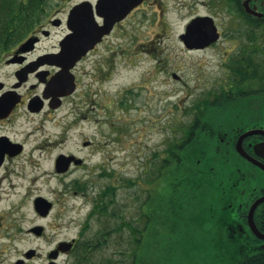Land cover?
<instances>
[{"label":"rangeland","instance_id":"obj_1","mask_svg":"<svg viewBox=\"0 0 264 264\" xmlns=\"http://www.w3.org/2000/svg\"><path fill=\"white\" fill-rule=\"evenodd\" d=\"M225 12L221 0H144L99 46L82 78L95 89L92 118L97 121H80L77 109L65 107L55 118L37 116L21 129L23 136L29 134L25 150L0 172L5 176L0 179V264H14L28 249L39 254L29 264H48V251L79 236L94 197L109 184L116 186L115 200L118 209L125 206L126 220L140 228L145 212L157 221L144 232L136 264H214L212 223L205 213L189 208L178 217L167 215L161 227L159 207L169 195L163 165L156 175L166 147L193 118L195 105L203 98L213 102L228 72L221 51H187L179 34L196 15L212 16L223 26ZM84 135L101 149L81 148ZM69 151L85 156L86 166L57 172L56 156ZM75 180L88 181L86 194L73 193ZM37 196L52 203L48 215L36 212ZM33 226H42V233L31 232ZM97 226L90 219L87 233ZM127 237L128 228L113 235L98 258L118 257L115 245ZM56 263L72 264L73 255L62 254Z\"/></svg>","mask_w":264,"mask_h":264},{"label":"flooded vegetation","instance_id":"obj_2","mask_svg":"<svg viewBox=\"0 0 264 264\" xmlns=\"http://www.w3.org/2000/svg\"><path fill=\"white\" fill-rule=\"evenodd\" d=\"M97 1L0 0V172L24 152L29 134L23 136L21 129L37 116L50 120L60 109L70 107L79 111L78 120L97 121L95 115L92 118L97 107L95 89H90V82L82 83V78L89 74L93 54L129 15L84 51L83 26L103 24ZM221 4L226 10L223 26L211 16L218 39L201 49L186 48L221 51L228 70L212 102L226 110L224 117L214 119L207 131L212 136L207 152L219 162L207 219L212 236L220 238L216 245L222 247L214 251L236 250L238 261L214 264H264V0H221ZM80 145L94 152L97 146L101 149V144L85 135ZM64 155L75 159L63 174L87 164L86 157L76 152ZM0 174V179L5 177ZM73 185L77 195L86 194L89 186L88 181L79 180ZM145 216L144 232L150 227V216ZM234 246L237 249H225ZM72 247L60 255L71 256ZM38 255L34 250L25 263Z\"/></svg>","mask_w":264,"mask_h":264},{"label":"trees","instance_id":"obj_3","mask_svg":"<svg viewBox=\"0 0 264 264\" xmlns=\"http://www.w3.org/2000/svg\"><path fill=\"white\" fill-rule=\"evenodd\" d=\"M121 105L125 104L121 103ZM211 106L215 105H212V102H209L207 98H203L200 103L195 105L196 111L193 118L185 122L181 134L174 141H170L166 147L163 162L159 160L158 175L156 176H159L161 172L159 170V168L162 169L160 165H163L166 170L165 181L169 192L165 207H159V211H162L160 215L161 227L166 222L167 215L168 217H178L177 215L189 208L192 212L205 213L207 218L210 216L208 210L209 195L211 187L217 181L215 172L219 162L216 159L217 157L210 156L209 152H207L212 145V136L208 135L207 131L209 127L214 125L213 120L222 118L223 111H226L216 107L211 108ZM217 113L222 114L215 116ZM212 117L214 118L213 120H211ZM84 190L85 188H83ZM115 190L116 186L109 184L94 197L92 207L71 249L73 264H129L130 255L135 257L136 251L142 246L145 236L144 224L139 228L134 226L130 220L125 219L122 213L125 206H123V209H118V204L115 200ZM145 202L146 200L143 204ZM154 212L157 216L158 212L156 210ZM143 213L145 214V212ZM152 217L156 218L155 215ZM92 218L96 220L98 226L94 231L87 233L89 222ZM108 221H113L114 223L111 225ZM170 222L174 223L173 221ZM144 223H148V218ZM149 223L156 226L157 221L151 222L149 217ZM125 228L129 230V237L121 240L118 244L116 243L113 251L118 253V257L98 258L99 255H103L106 251L103 248L109 247L113 235L120 234ZM170 229L174 230L173 227H170ZM154 231L158 230L154 229ZM211 238L216 246L215 249H222L220 243L219 247L216 245L220 238L212 235ZM225 249H237V247H227ZM213 255L216 262L238 261L236 258L238 252L236 250H229L226 254L214 251ZM240 260L244 261L245 259L241 258ZM136 263L137 260L134 258V262L130 264Z\"/></svg>","mask_w":264,"mask_h":264},{"label":"water","instance_id":"obj_4","mask_svg":"<svg viewBox=\"0 0 264 264\" xmlns=\"http://www.w3.org/2000/svg\"><path fill=\"white\" fill-rule=\"evenodd\" d=\"M143 1L144 0H98L95 7L97 13L103 17V24L95 27L89 22H86V25L83 26V30L87 33L86 36H81L80 38L83 41L81 46L84 47V51L91 48L103 35L110 31L116 22L123 20L133 8ZM218 37L219 34L216 30L214 20L209 15H197L192 17L185 25L184 31L179 34V39L188 49L203 48L217 40ZM71 159H75L74 156L64 154L58 155L56 159V171H65ZM75 162H80V159L75 160ZM51 207L52 203L42 196H37L34 199V208L41 216H46ZM42 230V226H33L30 228V231L36 235H40ZM72 242L73 239L71 241H59L56 247L48 252V258L50 259L48 264H56L55 260L58 258L59 253L69 251ZM33 253L34 249H28L24 252V257L30 258ZM14 264H25V262L23 258H18Z\"/></svg>","mask_w":264,"mask_h":264},{"label":"bare ground","instance_id":"obj_5","mask_svg":"<svg viewBox=\"0 0 264 264\" xmlns=\"http://www.w3.org/2000/svg\"><path fill=\"white\" fill-rule=\"evenodd\" d=\"M42 173H43V172H42ZM42 173L40 172V173H38L37 175H41Z\"/></svg>","mask_w":264,"mask_h":264}]
</instances>
